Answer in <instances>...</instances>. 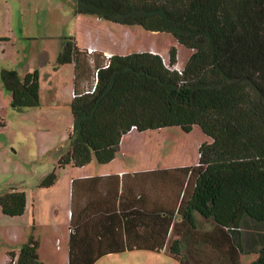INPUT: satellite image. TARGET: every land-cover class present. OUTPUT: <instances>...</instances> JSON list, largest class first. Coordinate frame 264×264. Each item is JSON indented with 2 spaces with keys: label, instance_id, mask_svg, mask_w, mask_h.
<instances>
[{
  "label": "trees",
  "instance_id": "16d2710c",
  "mask_svg": "<svg viewBox=\"0 0 264 264\" xmlns=\"http://www.w3.org/2000/svg\"><path fill=\"white\" fill-rule=\"evenodd\" d=\"M74 10L170 33L192 53L180 75L167 69L157 53L111 55L105 66L102 52L88 54L73 37L63 38L57 63L74 65L72 128L56 169L110 162L132 129L180 127L188 133L199 126L211 141L199 146L195 165L178 169L183 177L166 180L180 187L174 236L162 235L160 220L167 224L174 216L166 212L155 216L160 237L149 241L152 246L120 237V223L139 213L137 207L116 205L94 225L93 237L79 236L80 226L70 223L68 264H93L107 253L132 249H164L181 264H217L216 259L240 264L244 221L264 223V0H75ZM168 57L176 65L175 47ZM1 79L14 107L38 105L36 71L21 79L5 69ZM57 178L53 170L39 186L52 187ZM26 204L25 193L16 188L0 193L3 215L20 216ZM196 215L214 224L212 232L199 233ZM200 246L218 255L201 257ZM10 257L14 264H43L32 239ZM249 264H264V244Z\"/></svg>",
  "mask_w": 264,
  "mask_h": 264
},
{
  "label": "rangeland",
  "instance_id": "374dc122",
  "mask_svg": "<svg viewBox=\"0 0 264 264\" xmlns=\"http://www.w3.org/2000/svg\"><path fill=\"white\" fill-rule=\"evenodd\" d=\"M74 9L75 0H0V120L5 123L0 126V193L16 188L27 199L20 216L0 211V264H14L10 253L17 256L31 239L37 243L38 256L47 261L40 259L43 264H67L69 177L76 169L69 165L56 169L72 128L73 66L57 63L62 39L73 37L83 47L97 37L103 42L105 37L108 44L118 38L120 42L114 44L126 49V55L155 48L167 58L170 45L176 43L170 33L96 21L91 15H77ZM177 48L179 63H186L192 52L182 45ZM5 69L16 71L21 79L37 72V106L12 105L11 93L1 79ZM210 141L199 126L188 133L170 127L130 134L121 143L119 163L126 167L193 166L199 146ZM53 170L58 174L55 185L40 187ZM252 230L258 228L244 221L243 233ZM133 254H110L95 264H177L164 254Z\"/></svg>",
  "mask_w": 264,
  "mask_h": 264
},
{
  "label": "crops",
  "instance_id": "0c3cea01",
  "mask_svg": "<svg viewBox=\"0 0 264 264\" xmlns=\"http://www.w3.org/2000/svg\"><path fill=\"white\" fill-rule=\"evenodd\" d=\"M95 18L96 21H101L100 18ZM95 39L92 41L90 40L89 43L83 47H77L79 49L94 48L96 52H102L103 54L126 55V49L124 50L120 46L114 44V42H120L118 38H115L112 41V44H108L105 37L103 38L104 42L100 37ZM177 45L179 44L176 42L175 44L170 45V48H176V64L183 68L187 62L183 64L179 63ZM139 51L142 52L141 49ZM147 51L164 56L162 52L155 48H148ZM71 65L73 66L74 81V65ZM3 124L5 126L4 122ZM149 131L153 130L143 132ZM143 132L132 129L124 135L120 141L119 151L115 157L106 164H99L95 160H92L90 163L82 167L69 165L76 169V171L72 172L69 177V207L66 222L68 226L67 258L65 259L67 264L69 262L70 223L72 222L73 224H78L80 226L79 236L86 234L87 237H93V233H95L94 225L105 219V212L116 205L123 204V206L128 208L131 206H133L132 208L137 207L135 208L137 211L136 213H139L132 220L124 223V225L123 222L120 223L121 228L117 232L120 234V237L124 239L129 238L132 242L133 240L137 241L141 246H152L153 243H149V241H153L156 237L157 239L160 237V234H157L158 229L155 216L157 214L160 217L164 216L166 215V212H173L174 216L172 220L169 219V216L167 217V219H169V221L166 220L167 224L160 220V223L163 226L162 228L166 230L162 235L169 238L174 234L171 224L174 221H179L175 209L180 199V187L177 184L173 185V187L168 186L166 185V180L170 177H183V173L178 169L186 166L153 167L150 165H143L140 167H126L122 162L119 163V161H121L120 157H123L121 154V143L123 140L130 134H139ZM34 206L35 202L33 204V207ZM112 220L116 221V219ZM196 220L200 234L210 233L214 229V224L211 221H206L198 215H196ZM245 221L253 222L255 228H258V230H252L250 233L244 232L242 234L241 239L244 251L238 258L240 264H249L254 261L257 258L258 249L264 244V231L262 230L264 223H256L248 219ZM189 249L191 250L192 248ZM199 251L201 257L218 253L216 249H209V247L205 248L203 246L199 247ZM184 252H187L186 248ZM121 253H134L133 255L139 254L143 256L148 255L147 253L164 254L177 264H181L179 261L170 257L164 249L158 252L150 249H132L119 253H107L96 259L93 264L110 254ZM40 259L45 263L47 262L42 259L41 256ZM216 260L217 264H219V260ZM51 262L53 264L56 263V261Z\"/></svg>",
  "mask_w": 264,
  "mask_h": 264
},
{
  "label": "built area",
  "instance_id": "2783aa9c",
  "mask_svg": "<svg viewBox=\"0 0 264 264\" xmlns=\"http://www.w3.org/2000/svg\"><path fill=\"white\" fill-rule=\"evenodd\" d=\"M86 51L88 54H93L96 52V50L94 48H86ZM159 55V54H158ZM105 56V66H107L109 64V59L111 58V54H104ZM161 57L162 63L164 64V66L171 70V71H176L178 74L182 75L183 72V68L179 67L177 64L176 65H170L169 63V58H167V56H163V55H159ZM97 70L95 71L94 74V85L97 82Z\"/></svg>",
  "mask_w": 264,
  "mask_h": 264
}]
</instances>
